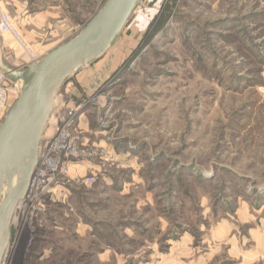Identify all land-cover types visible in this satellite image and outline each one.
<instances>
[{"label":"rangeland","instance_id":"obj_1","mask_svg":"<svg viewBox=\"0 0 264 264\" xmlns=\"http://www.w3.org/2000/svg\"><path fill=\"white\" fill-rule=\"evenodd\" d=\"M105 1L0 0V9L40 59ZM34 59L0 33L1 68ZM71 115L81 142L102 154L46 182L11 224L4 264H165L151 254L182 231L264 225V0L140 1L108 49L60 86L39 146Z\"/></svg>","mask_w":264,"mask_h":264},{"label":"water","instance_id":"obj_2","mask_svg":"<svg viewBox=\"0 0 264 264\" xmlns=\"http://www.w3.org/2000/svg\"><path fill=\"white\" fill-rule=\"evenodd\" d=\"M142 0H106L72 38L20 70L2 68L21 84L0 123V259L9 240L14 208L23 199L37 165L39 143L64 81L101 56Z\"/></svg>","mask_w":264,"mask_h":264},{"label":"crops","instance_id":"obj_3","mask_svg":"<svg viewBox=\"0 0 264 264\" xmlns=\"http://www.w3.org/2000/svg\"><path fill=\"white\" fill-rule=\"evenodd\" d=\"M4 1L9 4L10 2L15 3L16 0ZM39 14L46 16L47 11L39 12ZM51 16L53 18L54 14L52 13ZM30 25L32 28L38 27L31 23ZM63 27L61 24L60 28ZM80 127L85 135V140H90L89 133L91 131L88 126L80 122ZM94 166L92 165V167ZM202 227L200 228L202 233L199 235L182 231L178 237L167 238L165 240L167 251L160 252V250L154 249V254L151 256L156 257V261L163 260L165 264H214L216 261L223 263L231 259L229 258L231 254L236 253L229 264H257L260 260H263L264 264L263 224L250 225L242 233L231 227L226 220L217 222L207 230ZM154 257H152V262Z\"/></svg>","mask_w":264,"mask_h":264},{"label":"built area","instance_id":"obj_4","mask_svg":"<svg viewBox=\"0 0 264 264\" xmlns=\"http://www.w3.org/2000/svg\"><path fill=\"white\" fill-rule=\"evenodd\" d=\"M0 33L10 34L24 47L26 52L29 53L30 59L36 58L33 52L28 48L9 14L2 9H0ZM36 61H38V59H34L29 65ZM20 86L21 84L18 80L9 77L0 70V123L5 117L8 109L18 97ZM79 130V127L74 121V115L61 118L60 122L56 123L52 134L46 139L42 147L39 146L37 165L30 178L28 189L23 197L24 200L29 199L32 193L31 188L34 185L38 174H41L42 180H50L49 182L52 186L53 184H58V172H62L64 169L68 168L70 164H75L76 162L79 163L83 157H89L92 155L101 156L102 150L99 151L98 147L85 146L86 142H81V131ZM86 150L88 153H86ZM91 180L92 178L89 181ZM36 196L37 195H35V197ZM35 197L33 199H35ZM31 210L39 211L40 208L33 206ZM156 264L162 263L157 262Z\"/></svg>","mask_w":264,"mask_h":264},{"label":"bare ground","instance_id":"obj_5","mask_svg":"<svg viewBox=\"0 0 264 264\" xmlns=\"http://www.w3.org/2000/svg\"><path fill=\"white\" fill-rule=\"evenodd\" d=\"M38 155H39V153H38ZM37 177H40V178H37ZM46 182H48V180L47 181L46 180L45 181L42 180L41 174H38V176H36L34 185L31 188L32 193H31L29 199H25V200L24 199H21V201L19 203H17V205L15 206L14 212H13V215H12V218L10 220V226H11V224H15V227H16L17 225L20 224L21 219L23 218L24 215H26V211H28V209H29V204L32 201L35 200V199H33L35 197V195L42 196L45 193H48V186H49V184L46 183ZM37 200L39 201L41 199H37ZM42 200H43L44 203L46 202V199H42ZM10 226H9V232H10ZM14 236H16V234ZM0 241H1V235H0ZM9 243L10 242L8 240V243H7V245H6V247H5L4 251H3L2 257L0 259V264H4V257H6V255L8 254L7 250L10 247L9 246L10 245Z\"/></svg>","mask_w":264,"mask_h":264}]
</instances>
